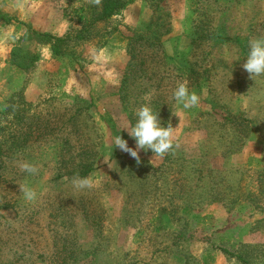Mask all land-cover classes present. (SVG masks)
<instances>
[{
  "label": "rangeland",
  "instance_id": "obj_1",
  "mask_svg": "<svg viewBox=\"0 0 264 264\" xmlns=\"http://www.w3.org/2000/svg\"><path fill=\"white\" fill-rule=\"evenodd\" d=\"M102 1L0 0V113L17 93L37 118L16 153L0 115V264H264V76L243 68L249 42L264 39V0H122L100 21ZM27 30L71 39L55 56ZM16 47L36 57L27 70L10 63ZM181 82L197 107L176 106ZM74 105L94 129L58 127ZM144 105L174 128V146L138 150L134 165L113 138L136 149L128 130ZM91 142L93 186L77 189L68 173H82L76 154ZM143 174L154 182L144 197Z\"/></svg>",
  "mask_w": 264,
  "mask_h": 264
},
{
  "label": "trees",
  "instance_id": "obj_2",
  "mask_svg": "<svg viewBox=\"0 0 264 264\" xmlns=\"http://www.w3.org/2000/svg\"><path fill=\"white\" fill-rule=\"evenodd\" d=\"M123 1L122 0H103L102 1V6H101V13L98 17V20L102 21L105 20L107 18H110L112 16H114L116 14L117 11H119L122 7H123ZM0 17L2 19H6L7 15L3 14L0 12ZM29 33H27L25 35V39H30L32 37H34L38 42H42L45 44H50L51 45V50L52 53L55 56H61L64 54V50L62 49L63 46H67L68 41L71 39L70 35L64 36V37H58V36H53L50 33H46V32H36V31H29L27 30ZM83 32L80 31L77 33V35L74 36V39H82L83 38ZM36 61V57L35 55L30 54L28 51H25L24 49H22L21 47H16L12 50L11 55H10V63L11 65L21 69V70H27L28 68H30L32 65H34ZM21 94V91H19ZM20 97L19 94H15V96L13 95V98H11L12 100H10V103L8 104L9 106L5 109V111H3L2 113H0L1 116H4V118L7 116V118L10 116L11 117V121L13 124V130L16 131L14 133V131L12 130V132L10 133V135H8L9 138H11V147L14 148V146H16V148H14L16 153L22 152V148H21V142H22V137L26 138L27 133H26V129L27 128H32V121L36 120L37 118L35 116H32L29 114V110L27 112V110H25V107L27 106L26 102L22 99V96L18 99L17 98ZM17 98V99H16ZM16 100V102H15ZM17 102H19L21 105H16ZM77 105H74V107ZM145 106V105H144ZM159 107H156V109H158ZM68 109V108H67ZM72 111V116L70 118H68L67 121H65V123L62 125H59V128H62V126L64 125H72L74 128L76 127V125H90V130L91 128L94 129L92 126L94 125L93 122L89 119V116H87L84 113V109L81 108L79 105L77 106V108H70ZM57 124L59 123L58 121L56 122ZM134 123V120H133ZM230 125L233 126H238L239 123H236L234 121H230L229 122ZM235 124V125H234ZM77 132V131H76ZM135 142V139H134ZM69 142L66 141L64 143V145L68 144ZM90 146H92L93 150H88V151H82L76 154V157L78 158V162H77V167L78 169H80V171L82 173L78 174V171L75 172H70L68 173L69 177H74L76 175H79L80 177H87V175L89 173H91L92 171H94V164L96 162V153L97 151L95 150V143L91 142ZM66 151H64V156L69 155L70 152V148H65ZM72 152V151H71ZM147 152V151H145ZM75 158V157H74ZM66 159V158H65ZM73 159V157H72ZM193 163V162H192ZM134 165H140V164H144V162L140 161V163L138 164L137 162L133 163ZM131 169V170H130ZM133 168L128 167L127 168V173L130 176V174H133ZM140 177V176H139ZM137 177V178H139ZM200 178V176H198ZM131 178V177H130ZM124 179V178H123ZM132 179V178H131ZM140 179H144L143 181H137L138 182V188L140 191V194L142 195V197H144V195L146 194L147 188L152 185V183L154 184V182L149 179V176H146L143 174V176H141ZM152 182V183H151ZM130 184V181H129ZM96 214V209L91 210V207H86V205L82 206V210H81V219L83 220V222L89 226V228H96V226H99V222L97 220L96 217H94L93 215ZM75 243H67L66 245L71 246L72 248L75 246ZM63 250L65 251L67 248L65 245H63ZM68 253V251H66ZM223 253H225L226 255L229 256H234L233 253H230V251L228 250H222ZM69 256H72L68 253ZM237 259H239L241 262L246 263V258L242 257L240 255H237L236 257Z\"/></svg>",
  "mask_w": 264,
  "mask_h": 264
},
{
  "label": "clouds",
  "instance_id": "obj_3",
  "mask_svg": "<svg viewBox=\"0 0 264 264\" xmlns=\"http://www.w3.org/2000/svg\"><path fill=\"white\" fill-rule=\"evenodd\" d=\"M243 68L251 74L252 77L264 76V39H255L249 42V51L247 53ZM172 98L177 107L185 110L195 108L200 103V97L195 92H190L186 82L178 83L173 91ZM137 120L134 126L128 130V134L135 139L136 149L130 148L121 135L113 138L115 149L128 153L139 164L140 159L138 150H151L157 156H164L173 149L174 128L169 124L168 127H162L157 114L147 107L142 106L136 113ZM21 170L28 174H35L36 167L30 163H23ZM72 185L77 189L91 188L93 180L90 177H80L76 175L71 179ZM23 198L27 201H33L37 194L27 186L21 187Z\"/></svg>",
  "mask_w": 264,
  "mask_h": 264
}]
</instances>
